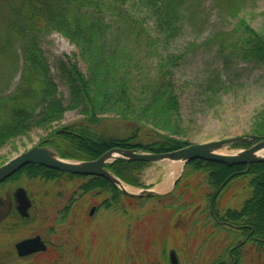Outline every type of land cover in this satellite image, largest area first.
<instances>
[{
	"label": "trees",
	"instance_id": "trees-1",
	"mask_svg": "<svg viewBox=\"0 0 264 264\" xmlns=\"http://www.w3.org/2000/svg\"><path fill=\"white\" fill-rule=\"evenodd\" d=\"M185 5L186 0H0V59L14 57L12 74L0 90V150L39 129L48 131L43 142L56 148L61 157L75 160L95 159L116 146L164 152L192 143L177 78L187 53L174 49L183 31ZM245 5L246 0H240L231 8L237 23L227 57H238L264 71V31L242 15ZM53 32L63 34L78 48L57 59L55 70L43 47ZM17 72L20 79L13 86ZM223 77L222 72L213 73L201 84L209 106L226 89ZM61 86L68 89V96ZM196 94L198 105V90ZM69 110H77L82 118L56 127ZM107 113L134 123L131 133L101 131L97 124ZM250 133L264 138V105L255 113ZM253 141H238L230 147H248ZM150 163L117 159L108 168L124 182L144 187L141 175ZM187 165L191 169L185 174L200 175L198 188L205 183L216 190L210 208L215 225L228 233L237 231L232 234L235 242L214 264H239L247 245L264 254V161L248 166L196 158ZM22 176L60 183L83 178L69 196L70 203L60 210L59 223L69 221L76 194L99 199L97 212L99 208L121 212L127 218L132 217L133 202L138 205L151 198L126 194L101 175L73 174L38 163L25 164L5 181ZM238 176L248 178L250 195L239 208L221 212L217 198ZM184 178L178 179L173 191L154 197L163 201L175 195L179 186L191 187L188 182L181 185ZM126 200L130 205L122 204ZM47 242V250L42 251L45 264H72L73 249L65 239Z\"/></svg>",
	"mask_w": 264,
	"mask_h": 264
},
{
	"label": "rangeland",
	"instance_id": "rangeland-1",
	"mask_svg": "<svg viewBox=\"0 0 264 264\" xmlns=\"http://www.w3.org/2000/svg\"><path fill=\"white\" fill-rule=\"evenodd\" d=\"M238 1L186 0L183 31L174 49L187 53L177 78L191 142L250 133L255 113L264 105V71L238 57L233 60L227 57L231 54L229 44L234 42L237 23L230 11ZM242 15L264 31V0H246ZM236 33L239 34L238 31ZM43 47L53 70L57 59L78 51L77 46L59 32L50 34ZM13 65L12 55L0 59V90L4 88L6 78L11 76ZM217 72L224 74L226 89L220 92L218 102L209 106L202 97L201 84ZM19 79L20 73L17 72L11 84L15 86ZM61 89L68 96V89L65 86ZM196 90L198 105L194 103ZM102 116L97 126L107 134L127 135L135 126L114 113ZM80 118L82 115L77 110H69L55 126ZM47 134L48 131L39 129L7 144L0 150V165L28 148L44 143ZM242 148L229 146L224 151L235 152ZM181 169L178 162H151L142 171L144 187L124 182L129 191L136 193L144 188L170 192L174 190L173 182L164 189L166 179L174 181L182 172L185 178L181 185L191 184L186 188L179 186L175 195L163 201L151 197L138 205L133 202L131 218L121 212L114 214L100 208L97 212L99 199L90 196L80 198L76 194L69 221L59 223L60 210L70 203L69 196L77 190L82 177L62 183L23 177L18 182L0 186V264H45L42 252L23 257L17 253L16 242L36 234H41L47 241L65 239L73 249L69 256L72 264H166L165 259L169 261V252L173 248L180 264H214L218 257L225 256L228 245L235 242L232 234L236 235L234 232L237 231L228 233L227 229L215 225L210 200L216 190L205 183L198 188L199 173L185 174L187 169H191L187 164ZM18 185L24 186L33 200L31 215L26 219L16 209L13 194ZM249 193L248 178L238 176L222 190L216 206L221 212L228 207L239 208ZM122 204L130 205V200L122 201ZM93 206L95 210L90 215ZM262 261L264 254L247 245L239 264H262Z\"/></svg>",
	"mask_w": 264,
	"mask_h": 264
},
{
	"label": "water",
	"instance_id": "water-1",
	"mask_svg": "<svg viewBox=\"0 0 264 264\" xmlns=\"http://www.w3.org/2000/svg\"><path fill=\"white\" fill-rule=\"evenodd\" d=\"M256 140L252 145L235 152H225L224 149L238 141ZM264 150V138H259L254 133L224 137L221 139L206 142H192L184 147L164 152L140 151L134 148L112 147L103 152L99 157L91 160H69L62 158L57 150L50 146L34 145L18 155L7 160L0 165V183L28 163H38L44 166L84 175H101L116 184L124 193L138 196H156L165 192H160L153 188H144L140 192L129 191L123 184L124 181L112 172L108 165L117 160H143L148 162L169 161L178 162L184 169L189 161L199 158L210 161L225 162L230 164L250 165L254 162L264 161V155L260 151ZM182 172L173 181V188ZM15 198L18 203L17 209L22 217H29V209L32 200L24 187L17 188ZM95 206L90 213L94 212ZM19 256H27L36 252L45 251L47 243L40 234L21 239L15 244ZM170 264H180V260L175 249L169 252Z\"/></svg>",
	"mask_w": 264,
	"mask_h": 264
},
{
	"label": "flooded vegetation",
	"instance_id": "flooded-vegetation-1",
	"mask_svg": "<svg viewBox=\"0 0 264 264\" xmlns=\"http://www.w3.org/2000/svg\"><path fill=\"white\" fill-rule=\"evenodd\" d=\"M40 146H50V147H52V148H54L53 146H51L49 143H40L39 144ZM55 150H56V148H54ZM23 177H26V178H29L28 176H22V177H20V178H18V179H15V180H10L11 182H9V181H3L2 183H0V186H4L5 184H9V183H13V182H18L20 179H22ZM39 179V178H38ZM40 179H42V178H40ZM53 180V179H52ZM54 181H56V180H54ZM22 185H18L16 188H15V190H14V200H15V192H16V190H17V188H19V187H21ZM75 197V196H74ZM16 201V200H15ZM211 201V203H210V208H211V210H212V203H213V200H210ZM16 208H17V202H16ZM245 238L246 237H244V239H240L239 240V244L240 243H243L244 242V240H245Z\"/></svg>",
	"mask_w": 264,
	"mask_h": 264
},
{
	"label": "bare ground",
	"instance_id": "bare-ground-1",
	"mask_svg": "<svg viewBox=\"0 0 264 264\" xmlns=\"http://www.w3.org/2000/svg\"><path fill=\"white\" fill-rule=\"evenodd\" d=\"M260 154H264V150L260 151ZM166 181H167V183H165V185H163L165 187L164 189L169 188L173 182V180L171 178H167ZM123 185L126 187L125 184H123Z\"/></svg>",
	"mask_w": 264,
	"mask_h": 264
}]
</instances>
